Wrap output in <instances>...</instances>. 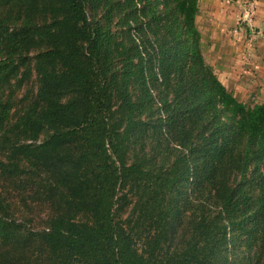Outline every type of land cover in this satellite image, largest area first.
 <instances>
[{"label":"trees","instance_id":"obj_1","mask_svg":"<svg viewBox=\"0 0 264 264\" xmlns=\"http://www.w3.org/2000/svg\"><path fill=\"white\" fill-rule=\"evenodd\" d=\"M138 1L0 0V264H264V100Z\"/></svg>","mask_w":264,"mask_h":264},{"label":"rangeland","instance_id":"obj_2","mask_svg":"<svg viewBox=\"0 0 264 264\" xmlns=\"http://www.w3.org/2000/svg\"><path fill=\"white\" fill-rule=\"evenodd\" d=\"M259 1L214 0L215 7L217 6L214 24L213 14L209 16L207 13L211 10L212 3L198 1L199 10L201 9L200 21L204 24L200 33L205 59L237 99L249 107L264 100V3ZM162 5L159 7L162 8ZM140 7L139 0L138 10ZM100 13L99 11L98 16ZM206 16L211 24L206 23ZM112 28L120 29L117 25ZM136 34L140 39V30ZM141 35L144 36L142 33ZM147 37L154 38L150 31L147 32ZM216 42L219 44L218 50L214 49L213 44ZM33 90L32 81L19 89L15 99L19 107L28 103ZM260 172L264 174V163L261 164ZM260 172L255 171L254 165H251L249 179H260ZM13 202L21 203L17 197H13Z\"/></svg>","mask_w":264,"mask_h":264},{"label":"crops","instance_id":"obj_3","mask_svg":"<svg viewBox=\"0 0 264 264\" xmlns=\"http://www.w3.org/2000/svg\"><path fill=\"white\" fill-rule=\"evenodd\" d=\"M214 0H204V2H208L207 4H210V3H212V5L210 4V7H211V10H209L207 13L209 14V16L211 15V14H213V16H214V20H213V22H212V24H214L215 22H216V10H215V8H217V6L215 7V3L213 2ZM260 3H264V0H260L259 1ZM213 7V8H212ZM200 12H201V9L198 11V14H197V17H196V23H197V26H198V29H199V31L201 32L202 31V27H203V23H201V21H200V19H201V14H200ZM212 12V13H211ZM206 23L207 24H211V22L210 21H207V20H209L208 19V16H206ZM215 26V25H214ZM205 27V26H204ZM215 34H216V31H217V29H216V26H215ZM202 35H203V33H202ZM211 39V38H210ZM214 45V49H217L218 50V48H219V44H218V42H216L215 44H213Z\"/></svg>","mask_w":264,"mask_h":264},{"label":"built area","instance_id":"obj_4","mask_svg":"<svg viewBox=\"0 0 264 264\" xmlns=\"http://www.w3.org/2000/svg\"><path fill=\"white\" fill-rule=\"evenodd\" d=\"M227 2H230V0H227Z\"/></svg>","mask_w":264,"mask_h":264}]
</instances>
